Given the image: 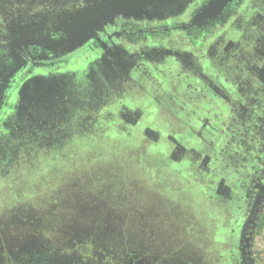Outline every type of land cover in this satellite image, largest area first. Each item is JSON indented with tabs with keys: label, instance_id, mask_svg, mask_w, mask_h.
I'll use <instances>...</instances> for the list:
<instances>
[{
	"label": "rangeland",
	"instance_id": "374dc122",
	"mask_svg": "<svg viewBox=\"0 0 264 264\" xmlns=\"http://www.w3.org/2000/svg\"><path fill=\"white\" fill-rule=\"evenodd\" d=\"M207 72L214 78L223 67ZM130 78L78 96L51 134L28 139L23 131L9 142L11 155L0 154V264H264V197L240 245L242 220L209 202L198 163L171 159L168 135L204 154L185 124H219L211 104L187 98L203 94L202 81L172 58ZM127 112L137 113L135 123L123 119ZM204 137L223 143L212 131Z\"/></svg>",
	"mask_w": 264,
	"mask_h": 264
},
{
	"label": "flooded vegetation",
	"instance_id": "af4514ba",
	"mask_svg": "<svg viewBox=\"0 0 264 264\" xmlns=\"http://www.w3.org/2000/svg\"><path fill=\"white\" fill-rule=\"evenodd\" d=\"M103 1L0 0L1 157L23 131L28 139L51 134L78 96L105 94L112 82L131 81L133 69L172 58L181 73L202 81L203 94L187 98L211 104L219 124H185V137L206 146L204 154L168 135L171 159L197 162L210 179L209 202L243 228L264 197V0H221L209 16L202 10L210 0H139V9L114 17ZM229 27L235 37L215 39ZM170 39L190 50L170 48ZM208 64L223 73L211 77ZM133 116L122 115L135 123ZM206 131L223 143L208 141Z\"/></svg>",
	"mask_w": 264,
	"mask_h": 264
},
{
	"label": "water",
	"instance_id": "95a60500",
	"mask_svg": "<svg viewBox=\"0 0 264 264\" xmlns=\"http://www.w3.org/2000/svg\"><path fill=\"white\" fill-rule=\"evenodd\" d=\"M221 0H210L209 4L205 6L202 10L204 16H209L215 11V5L219 3ZM104 2V3H103ZM103 10L111 13V17L118 15L121 10H127L128 8L139 9V6L144 2H139V0H104ZM81 44V43H80ZM73 48H77V46H73ZM70 51V50H69ZM252 220L248 221L244 227L242 228L240 234V245H243L245 239L246 227L251 223ZM243 251V248H241Z\"/></svg>",
	"mask_w": 264,
	"mask_h": 264
},
{
	"label": "snow or ice",
	"instance_id": "6c2138e0",
	"mask_svg": "<svg viewBox=\"0 0 264 264\" xmlns=\"http://www.w3.org/2000/svg\"><path fill=\"white\" fill-rule=\"evenodd\" d=\"M0 222H2V221H0ZM179 251V250H178Z\"/></svg>",
	"mask_w": 264,
	"mask_h": 264
}]
</instances>
